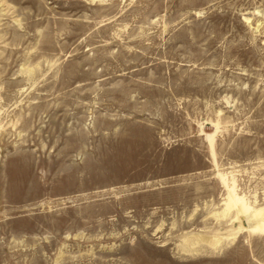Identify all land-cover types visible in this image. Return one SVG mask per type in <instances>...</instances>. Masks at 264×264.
<instances>
[{"label": "rangeland", "instance_id": "rangeland-1", "mask_svg": "<svg viewBox=\"0 0 264 264\" xmlns=\"http://www.w3.org/2000/svg\"><path fill=\"white\" fill-rule=\"evenodd\" d=\"M0 264H264V0H0Z\"/></svg>", "mask_w": 264, "mask_h": 264}, {"label": "bare ground", "instance_id": "bare-ground-1", "mask_svg": "<svg viewBox=\"0 0 264 264\" xmlns=\"http://www.w3.org/2000/svg\"><path fill=\"white\" fill-rule=\"evenodd\" d=\"M220 179H221L224 189H226L227 191L226 201L223 202L224 208L222 211V215H223L222 218L225 216L226 214L225 212L234 208L237 211V215L244 216V217L248 216L251 220L254 221L253 227L250 226L251 228L254 229L253 231H255V229L257 230L262 229L263 228V217L262 216L258 217L260 211L259 210L250 211L248 206L244 202L243 198L239 197L235 193L233 187L228 182H226L223 177L220 176Z\"/></svg>", "mask_w": 264, "mask_h": 264}]
</instances>
